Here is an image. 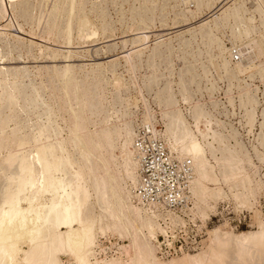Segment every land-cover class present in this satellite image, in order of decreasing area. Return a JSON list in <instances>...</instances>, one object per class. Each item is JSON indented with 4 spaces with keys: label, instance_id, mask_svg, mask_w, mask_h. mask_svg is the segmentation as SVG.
Listing matches in <instances>:
<instances>
[{
    "label": "rangeland",
    "instance_id": "obj_1",
    "mask_svg": "<svg viewBox=\"0 0 264 264\" xmlns=\"http://www.w3.org/2000/svg\"><path fill=\"white\" fill-rule=\"evenodd\" d=\"M28 1H30L31 4L30 2L28 3ZM53 1L49 0L46 2L45 0H23V1L22 0H10V1L0 0V8H1L0 9V75H2V73H5L6 78H7V79L5 78V80L3 79L0 80V86L2 85L0 87V121L3 122L5 126L4 129L0 130V138L3 135H6L7 133L8 134L11 133V139L14 141L17 139H24V140L31 141L33 144V148L27 147V144H26V146L22 149L13 148V149L6 150L0 153V158H1L0 159V175L2 176V177L0 176V184L3 182L2 184L5 185L6 187V185L10 182V180L16 181V176H17L16 174L19 172L17 159L20 157L23 151H27V149H29L31 152L34 153L35 152L34 145H38V147H42L44 144L45 145L47 144L55 145L56 143H58V141L59 142L61 140L63 141L67 137L66 135H68V132H67L68 130L67 129L65 130L64 128L65 127L67 128V125H68L67 121L69 117H68V113L64 110L63 103L66 102V100L68 99H70V103L72 104H74V101L72 97H69L68 99L65 98L63 100L58 99L61 95V91L59 88L61 84L59 83V81L57 82V79L55 78L54 68L56 67L54 65H56L57 66L56 69L59 70L60 67L64 66V64L65 65L71 64V65H74V66H71V65L69 66H71L74 70V73H75L74 75L76 79L75 82H77L79 86H81L82 84L84 85V86L83 85L81 86L80 90L83 96L82 97L83 107L81 108V110L82 112H84L83 114L85 116L84 122L87 128L86 132L87 130L88 132L90 131L95 132L97 129L99 130V128L100 129L102 128L104 129V131H107L108 128L114 129L116 126V128L113 131L115 133V130L117 129V131L120 132V135L119 136L116 134L113 135L111 143L114 144L115 147L119 148L124 141L123 133H124L125 125H127L128 129L132 128L131 133H132V138H133L134 133H135V128L137 127V123H139V121L141 120L142 122L144 121L146 123L151 124L153 128L156 129L157 134L165 140V143H166V146L169 152L175 153L178 158L187 161L188 159L184 157V153L181 148H177L176 151H174L171 148L174 142V139L172 138V141H173L172 142L170 132L169 131L166 132L167 120L161 119L162 112H164V110H167V111L170 110V114L172 113L173 117H176L177 115H179L181 119L183 118V122L184 123L186 122V125L190 129L192 134L196 136L197 138H200L199 140H201L203 144L207 145L209 142H212L213 148L211 146L210 147L206 146V148L208 149H206L207 153L205 152V155L207 154L206 158L208 159V163L210 164L211 168L209 167L208 169V171L210 170V172L207 174L208 175L207 178H205V180L204 179L201 180L202 186H203L202 189H204L205 187H209V188L220 187L222 189L223 196L222 197L220 196L217 199L212 198L210 200L208 197V199L206 198L205 200H203L201 193H199L198 196L197 195L194 196L190 192L192 207L189 209V211L192 208H193L192 209L193 212L195 210L194 213H192V211L190 212L192 213V218H194L196 221H194L195 225H192L191 223L185 224V230L187 232L186 240L188 241V243H186L185 241L181 248L176 246L180 243V241L177 239L175 241L176 245H174L172 241L170 240V237L168 238V242L163 243L159 239V237L157 240L156 236H158L159 234H163V233L165 234L167 232V229L169 228V225H175L179 222H182L183 221L182 217H179V215H177L178 217L176 218V221L174 224H170L169 222V220L171 221L173 218L171 214L168 215L169 220L165 216H161L158 219L157 223L159 227L163 229V232L161 233L160 231H158L152 240H153L154 245L157 247V254L161 261L169 262L170 258L172 257L182 256L183 254L197 253L198 251H200V249L203 246H205V244H207V240L209 237V234H208L209 231L217 227H220L226 230L231 229L234 232L258 230L259 222L264 221V143H263L264 142V135H263L264 129L261 128V122L264 120V113H261L264 110L263 108L264 107V76L261 77L258 72L260 67L264 68L263 67L264 66V15L262 13L260 14L258 10L256 11V8H255L257 7L256 0H224V1L222 0H143L144 2H142V0H130V1L123 0V3H122V0H77V3H78L76 4L77 12L80 13L81 11L82 12L84 11L83 13L90 17L92 21L91 25L93 24L94 27L91 26L92 28L91 27L89 28L90 33L92 35L90 34V37L85 38L83 40L82 38L79 37L81 34H79L80 32L78 33L77 31L76 22L73 21V23L71 24L72 25L71 27L73 28L71 32V43L67 45L63 43L64 41H63L62 32H64L63 30H65L66 24H67V21H65L63 16L59 17L57 20V23L54 25H53V21L49 19L43 20V19L38 18V16L40 17L42 14H44V12L47 9L46 6L48 7L52 5ZM84 1H86V3ZM36 2L38 5H36ZM17 3H18V7L20 10H18L17 8ZM206 3L209 5L207 6ZM234 3H236L237 6L238 4L240 5V8H241L240 12L242 13L241 14L239 12L240 19L239 17L235 18L231 16L224 18L223 13L226 11V8L228 6H232ZM3 4H4V7H3ZM21 4H23L24 6L22 5L21 7L20 6ZM130 5L133 6L134 10L132 9V6ZM90 6H92L93 9ZM143 6H144V10H142ZM95 7L96 8L98 7L97 10L96 9L94 10ZM26 8H27V11H26ZM137 8H139V10ZM140 8H141V11H140ZM129 9H130V12H128ZM9 11L11 12V14ZM25 12H28V13L24 14ZM139 13L141 15H139ZM27 14H29L31 18L28 17ZM143 14H144V17H143ZM121 17H124V18L122 19ZM250 17L251 18L253 17V18L251 19ZM31 19L32 21H30ZM36 21H38L37 22L38 24L36 23ZM101 21H103L102 24H101ZM213 22L215 25L213 24ZM49 24L50 25L52 24V27ZM239 26L241 28H239ZM49 27L52 29H50ZM46 28L49 30L48 32H50L49 33L50 36H48V32H46L47 30ZM94 28L95 29L97 28V30H95ZM243 28H247L249 30V34L239 37L238 31H241L240 29H243ZM56 29L58 30V32ZM200 29H202V31ZM30 31L32 34L30 33ZM203 32L205 34H203ZM59 36L60 38H58ZM77 37L80 38V42H79V38L77 40ZM182 40L184 42H182ZM210 40L214 42L215 44L210 43ZM81 41H84V43L83 42L81 43ZM255 42H257L256 43L257 45L255 44ZM163 43H164V46H163ZM182 43L184 44L182 45ZM185 43H189V44H185ZM210 45L211 47H209ZM221 47L224 49V52H221ZM153 49L156 50L155 51L156 53L152 51ZM68 50H70V53ZM170 51L172 54L170 53ZM48 52L50 54H48ZM54 52L57 54L56 55L57 58L56 57L52 59L49 58L51 57V54ZM68 53H69V57H64V56H67ZM150 54H152L151 55L152 57L150 56ZM157 54L160 56L158 57ZM148 55L150 58H148ZM234 55H237L238 58H236V56L234 57ZM169 56L171 59L168 58ZM182 56L185 58V60ZM151 59L153 60V62ZM168 60L169 61L171 60V61L169 62ZM223 60L227 61L226 63L227 67H225L226 69L224 71H223L224 67L223 68L219 67V66H222L221 63L223 62ZM148 62L149 63L152 62L153 64L152 63L149 64ZM154 64H156L158 68L160 69H156L157 66ZM164 64H167L168 66ZM236 64H239L241 72H237L235 70ZM187 66L188 68L190 66L191 67L188 69ZM23 68L26 69L25 72H23L24 71ZM179 68L181 72L179 71ZM90 69L91 71H89ZM100 69L104 70L105 72L102 71L101 73ZM108 69L111 71H108ZM18 70L20 71L22 70V71L20 72ZM158 70L162 72L160 73L158 72ZM189 70H193V72L191 71L189 72ZM34 73L36 75H34ZM157 73L160 75H158ZM249 73L252 75L251 77ZM25 74H26V77H25ZM153 74H155V78H153L154 77ZM190 74L193 76H191ZM48 75L50 77H48ZM157 75L159 76L158 79H157ZM114 76H117V78H119L118 79V81L120 80L119 82L123 81L122 82L123 86L118 83L119 87L115 88L117 84L115 80L116 77L114 78ZM200 76L201 78H199ZM108 77L111 79V81ZM98 78L100 79V81ZM82 79L83 80L85 79L83 83H81ZM105 79L107 80L106 82H105ZM5 81L7 82V84ZM33 81H35V83H33ZM154 81L155 82L157 81L156 83L158 85H155ZM211 81H213L214 83ZM54 82L57 85L56 84L53 85ZM97 82H99L100 85L99 84L97 85ZM180 82L181 83L183 82L184 84L183 83L181 84ZM237 82L239 84H237ZM23 84L25 86H23ZM246 84L248 85V87L246 86ZM34 85L35 87H33ZM104 85L105 87H103ZM169 85L171 86L170 88H169ZM212 85L213 86L215 85V86L212 87ZM22 86L24 89L20 88ZM44 86H47V89L44 88ZM208 86H210V88ZM27 87H28L29 92L27 89H25ZM31 88L33 89L34 93H32L33 91ZM37 88L40 90H38ZM206 88L208 89L207 90L208 92L206 91ZM228 88L229 90H227ZM22 90L24 91L22 92ZM37 90L39 94H36ZM72 90L73 89H71L70 93H72ZM85 90L88 95L85 94ZM243 90L245 92L247 90V92H250V94L252 93L251 94L252 97L255 95L254 97L256 98L253 97L252 99L253 100L255 99L254 101L257 100V103L256 102L254 103V101H252L251 103H245L241 101L239 99V95L241 93H243L244 95L245 92ZM19 92H20V97L16 99V95H18ZM89 93H91V95ZM93 93H96V94L98 93V94L96 95ZM166 93L167 95H165ZM168 93L170 94V97ZM115 95H118V96H115ZM162 95L164 98L162 97ZM40 96L42 98H40ZM85 96L87 98H85ZM172 96H175V97H172ZM54 97L58 99L59 106L58 108L55 106L54 110L56 111V113L52 111L51 112L52 115H50L51 113L48 112L49 109L47 108V104L53 101ZM165 97H167L168 100H166L167 98ZM15 99L18 101V103L21 102L19 103L20 112H18L20 118L17 119L15 122L14 121L8 122L10 112L13 110L14 104L16 103ZM40 99L42 103L40 102ZM92 101H95V102H92ZM96 101L98 102L100 101L99 103L101 105ZM160 102L164 103L165 106L162 103L160 104ZM210 103H213V106ZM37 104L38 105L41 104V105L38 106ZM200 107H204V108H201L203 111L200 109ZM98 108L99 109L101 108L100 109L101 111ZM199 109L201 112H203V114L202 113L199 114L198 112ZM249 109H250V112H249ZM1 110L3 111L1 112ZM194 112L196 113V115ZM103 115H104V118H103ZM32 117L34 120L32 119ZM48 118L50 119L48 120ZM196 118L197 120H195ZM24 119H27V120L24 121ZM128 119L130 120V122H128ZM20 120L21 121L23 120L22 123ZM38 120L41 122H39ZM248 120L251 122L249 123ZM97 122H98V126H97ZM121 122L124 123V125ZM45 123H47L48 125ZM89 123H91V125H89ZM128 124L131 126H129ZM24 126H26L27 128ZM41 126L42 127L46 126L48 130L47 129L44 130L41 135L42 138L40 137L39 142L35 143L34 139L32 138L37 136V130L39 127L41 128ZM53 129L56 130V133H54L55 130ZM212 130L214 134L216 133V131L219 132V133H216L217 136L224 135V140L219 141V143L217 141H211V138H213V136L211 137L213 132H210V131ZM228 130L229 131L231 130L230 133ZM59 131H63V132H59ZM201 131L202 133H204L203 135ZM200 134L204 137L202 136H201L202 138L199 137ZM233 135H234V138H233ZM225 137L227 138V140ZM204 138L206 139L208 143L205 141ZM262 138H263V141H261ZM55 140H58V141H55ZM51 141L52 143H50ZM234 142L235 144L238 142L237 145H235ZM215 143H216L217 148L215 147ZM260 143H263V145ZM238 146H242V147L239 148ZM225 147L228 149L226 150ZM69 149H68L69 152L72 155H74L75 154L74 150L72 148H69ZM229 149L234 150V151H230ZM209 150L211 152H209ZM226 152L228 154L232 152L231 156L234 155L231 157V164L229 167L224 164H220V163H223V160H224L223 158L224 157L226 158V156H228ZM211 154L214 155V158ZM236 154H237V157H236ZM76 156H77V153L73 156V158H75L76 160V161L74 160L75 163L73 164V168L75 170H79L80 168L79 162H77ZM13 157L14 158L17 157V158L13 159ZM239 159L241 160V162L238 161ZM121 160L122 159H120L119 155H116L110 161L111 169L115 173L116 176L119 175L118 163ZM236 161L240 162L241 164L237 163ZM135 162L137 163L136 155H135ZM234 162L236 163L234 164ZM4 164H6L5 167H4ZM189 165L192 170L190 161H189ZM216 165H219V166H216ZM220 165H222V167H220ZM234 166L237 169V171L234 170L235 169ZM11 168L12 169L15 168L13 169L14 172ZM16 170L17 172H15ZM47 171L51 172V167L47 168ZM68 171L66 170V172ZM222 171L224 172V174ZM229 171L230 172L233 171L231 172L232 174ZM192 173H193L192 175L193 177L195 174L194 172ZM227 173H229V175ZM235 174L236 176H234ZM58 175L61 176V174L59 173ZM224 175H227V178L230 176L229 177L230 179L223 177ZM242 175L247 176V177H243ZM63 176H64V173H63ZM83 178L81 179L82 185L87 186L89 182V177L84 176ZM210 178H212L211 179L212 181H210ZM75 180L76 178H73V179L71 178L70 181L72 182L70 181L67 182L66 189H69L70 188L69 186H71L73 183L76 182ZM231 180H232V183L230 182ZM99 181H100V185H102L103 180H99ZM127 183L128 185L131 184L130 181ZM41 185L42 186L48 185V182L47 181L41 182ZM2 186L0 187L1 188L0 194H1V190H3L4 188V186L3 187ZM135 188L132 189L133 192ZM133 192H131L132 198H133ZM46 193L41 194L42 199L40 198V202L42 201L43 203L48 202L47 200L51 198V194L48 192ZM134 195H136L135 192H134ZM201 202L207 205L205 208L207 210L206 216H204L202 213ZM136 203L139 204V202H136ZM25 206L26 205L23 204V207ZM141 206L144 207V210L147 213L149 212L151 213L152 211H154V209L152 208L148 209L146 205H141ZM198 209H199V213H198ZM99 211H100L99 207L96 205L95 209H93V212H95L93 214L96 216V214H98ZM166 211L168 210H164V212ZM108 214L109 212L105 213L106 216H104V219H102L101 222L97 224L96 229H95V237L97 241L95 240L94 248L96 250L95 254H97L96 257L99 261L100 260H115V259H120V257L122 259H126L127 258L126 254L129 255L131 251L130 249L128 250L126 249L128 252L125 253L122 247L123 245L129 244L127 243L129 242V239L124 235L121 236L117 225L110 226L109 228L106 227L107 226L106 224L111 221V219L107 217ZM159 216L160 215L157 214L156 219ZM160 219L167 221L165 225L160 223ZM104 221L106 224L103 223ZM102 226H103V229L105 228V230L103 231L101 230ZM111 228L115 230L113 231L112 229L113 231L112 232ZM196 228L201 229V231H197ZM193 236H196L197 239L196 237L194 239ZM198 240L199 242H197ZM158 241L161 242L160 249H162V253L160 252ZM23 247L24 249H27L25 245ZM165 250H170L171 254H165L164 253ZM66 254L67 253H59L58 255L59 259L63 260L62 261L63 264L67 263L68 261L67 259H71L70 256Z\"/></svg>",
    "mask_w": 264,
    "mask_h": 264
},
{
    "label": "bare ground",
    "instance_id": "obj_2",
    "mask_svg": "<svg viewBox=\"0 0 264 264\" xmlns=\"http://www.w3.org/2000/svg\"><path fill=\"white\" fill-rule=\"evenodd\" d=\"M3 1V0H2ZM5 1V0H4ZM10 1V0H9ZM23 1V0H22ZM46 2L49 0H45ZM53 1V0H52ZM130 1V0H129ZM224 1V0H222ZM12 2V1H11ZM26 2V1H25ZM30 1H28L29 3ZM39 2V1H38ZM80 2V1H79ZM86 3V1H84ZM133 2V1H132ZM139 2V1H138ZM142 2H144L142 0ZM239 2V1H238ZM6 3V2H5ZM13 3V2H12ZM23 3V2H22ZM84 3V5H85ZM123 3V0H122ZM157 3V2H156ZM199 3V2H197ZM217 3V2H216ZM222 3V2H221ZM245 3V2H244ZM257 7L256 11L264 15V0H256ZM26 4V3H25ZM31 4V2H30ZM42 4V3H41ZM76 4L77 0H54L52 2V5L46 6V11L44 14H42L38 18L45 19V20H51L53 21V25L57 23V20L59 17L63 16L65 21H67L66 28L63 30V43L70 44L71 43V32H72V23L73 21L76 22V28L79 34H81L79 37L83 40L85 38L90 37V27H94V25H91V19L88 15L84 14L82 11L80 13L76 10ZM121 4V2H120ZM132 4V3H131ZM134 4V3H133ZM141 4V2H140ZM147 4V3H146ZM153 4V3H152ZM207 4V3H206ZM220 4V3H219ZM6 5V4H5ZM13 5V4H12ZM11 5V6H12ZM23 4L20 6L22 7ZM36 5L37 2H36ZM44 5V4H43ZM94 5V4H93ZM144 5V4H143ZM155 5V4H154ZM200 5V4H199ZM209 4H207L208 6ZM24 6V5H23ZM29 6V5H28ZM100 6V5H99ZM132 6V5H130ZM145 6V5H144ZM144 6L143 9L144 10ZM4 7V4H3ZM20 7V8H21ZM80 7V6H79ZM83 7V5H82ZM92 7V6H90ZM89 7V8H90ZM142 7V5H141ZM146 7V6H145ZM155 7V6H154ZM219 7V6H218ZM244 7V6H243ZM7 8V7H6ZM14 8V7H13ZM18 10V3H17ZM28 8V7H27ZM26 8V11H27ZM41 8V7H40ZM98 8V7H97ZM97 8L95 7L94 10ZM130 8V7H129ZM149 8V7H148ZM1 9V8H0ZM37 9V7H36ZM35 9V10H36ZM78 9V8H77ZM81 9V8H80ZM83 9V8H82ZM93 9V7H92ZM131 9V8H130ZM130 9L128 12H130ZM132 9L134 10L133 6ZM139 10V8H137ZM136 9V10H137ZM150 9V8H149ZM153 9V8H152ZM213 9V8H212ZM217 9V8H215ZM240 5H236L234 3L232 6H228L226 8V11L223 13L224 18H227L229 16L235 17L240 19ZM6 10V9H5ZM14 10V9H13ZM23 10V9H22ZM31 10V9H30ZM88 10V9H87ZM3 11V9H2ZM92 11V10H90ZM126 11V10H125ZM141 11V8H140ZM214 11V10H213ZM10 12V11H9ZM16 12V11H15ZM23 12V11H22ZM36 12V11H35ZM38 12V11H37ZM40 12V11H39ZM100 12V11H99ZM144 12V11H143ZM14 13V11H13ZM28 12H25L26 14ZM31 13V12H30ZM97 13V12H96ZM123 13V12H122ZM241 13V12H240ZM11 14V12H10ZM19 14V13H18ZM23 14V13H22ZM95 14V13H94ZM102 14V12H101ZM105 14V13H104ZM150 14V13H149ZM217 14V13H216ZM221 14V13H220ZM242 14V13H241ZM28 17L29 14H27ZM32 15V14H31ZM90 15V14H89ZM122 15V14H121ZM135 15V14H133ZM139 15H141L139 13ZM209 15V14H208ZM2 16V15H1ZM23 16V15H21ZM19 16V17H21ZM99 16V15H98ZM214 16V15H213ZM243 16V15H242ZM109 17V16H108ZM134 17V16H133ZM144 17V14H143ZM11 18V16H10ZM31 18V17H30ZM37 18V19H38ZM103 18V17H102ZM122 19L124 17H121ZM127 18V17H126ZM140 18V16H139ZM208 18V16H207ZM251 18V17H250ZM253 18V17H252ZM251 18V19H252ZM22 19V18H21ZM36 19V18H35ZM95 19V18H93ZM99 19V18H98ZM120 19V18H119ZM121 19V20H122ZM147 19V17H146ZM145 19V20H146ZM150 19V18H149ZM219 19V18H218ZM261 19V18H260ZM23 20V19H22ZM134 20V19H133ZM208 20V19H207ZM234 20V19H233ZM237 20V19H235ZM245 20V19H244ZM248 20V19H247ZM262 20V19H261ZM4 21V20H3ZM32 21V19L30 20ZM63 21V20H62ZM96 21V20H95ZM99 21V20H97ZM143 21V20H142ZM209 21V20H208ZM218 21V20H217ZM227 21V20H226ZM240 21V20H239ZM246 21V20H245ZM8 22V21H7ZM38 21H36L37 23ZM94 22V21H93ZM103 21H101L102 24ZM106 22V21H105ZM205 22V21H204ZM244 22V21H242ZM48 23V22H47ZM108 23V22H107ZM203 23V22H202ZM225 23V22H224ZM239 23V22H238ZM247 23V22H246ZM10 24V23H9ZM38 24V23H37ZM59 24V23H58ZM75 24V23H74ZM146 24V23H145ZM214 24V22H213ZM223 24V23H222ZM249 24V22H248ZM20 25V24H19ZM50 25V24H49ZM107 25V24H106ZM104 25V26H106ZM109 25V24H108ZM144 25V24H143ZM215 25V24H214ZM213 25V26H214ZM9 26V25H8ZM48 26V25H47ZM46 26V27H47ZM52 27V24L50 25ZM74 26V25H73ZM103 26V25H101ZM217 26V25H216ZM244 26V25H243ZM247 26V25H246ZM249 26V25H248ZM60 27V26H59ZM91 27V28H92ZM50 28V27H49ZM55 28V26H54ZM57 28V27H56ZM64 28V27H63ZM207 28V27H206ZM239 28H241L239 26ZM253 28V26H252ZM45 29V28H44ZM47 29V28H46ZM52 29V28H50ZM95 29V28H94ZM100 29V28H99ZM203 29V28H202ZM202 29H200L202 31ZM54 30V29H53ZM57 30V29H56ZM97 30V28L95 29ZM94 30V31H95ZM239 30V29H238ZM241 31H238V36L242 37L249 34V30L247 28L240 29ZM49 30L47 29L46 32ZM61 31V30H59ZM93 31V32H94ZM198 31V30H197ZM200 31V32H201ZM58 32V30H57ZM206 32V30H205ZM31 33V31H30ZM45 33V32H44ZM50 32H48V36ZM98 33V32H97ZM208 33V32H207ZM32 34V33H31ZM54 34V33H53ZM57 34V33H56ZM77 34V33H76ZM198 34V33H197ZM203 34H205L203 32ZM92 35V34H91ZM211 35V34H209ZM62 36V35H61ZM78 36V35H76ZM94 36V34H93ZM205 36V35H204ZM208 36V35H207ZM46 37V36H45ZM57 37V36H56ZM73 37V36H72ZM77 37V40L78 38ZM196 37V36H195ZM200 37V36H199ZM249 37V36H248ZM60 38V36L58 37ZM57 38V39H58ZM62 38V37H61ZM79 38V42H80ZM144 38V37H143ZM179 38V37H178ZM201 38V37H200ZM52 39V37H51ZM55 39V38H54ZM75 40V39H74ZM60 41V40H59ZM141 41V40H140ZM205 41V40H204ZM209 41V40H208ZM84 43V41H81V43ZM182 42H184L182 40ZM206 42V41H205ZM217 42V41H216ZM125 43V42H124ZM210 43H214L210 40ZM253 43V41H252ZM257 42H255L256 44ZM184 43H182L183 45ZM189 44V43H185ZM215 44V43H214ZM250 44V43H249ZM159 45V44H158ZM157 45V46H158ZM162 45V44H161ZM257 45V44H256ZM156 46V47H157ZM160 46V45H159ZM164 46V43H163ZM188 46V45H187ZM249 46V45H248ZM263 46V44H262ZM155 47V46H154ZM211 47V45L209 46ZM162 48V47H161ZM168 48V47H167ZM156 49V48H155ZM153 49L152 51H156ZM160 49V48H159ZM262 49V48H261ZM53 50V49H52ZM166 50V48H165ZM164 50V51H165ZM211 50V49H210ZM230 50V49H229ZM228 50V51H229ZM56 51V50H54ZM70 53V50H68ZM163 51V53H164ZM226 51V50H225ZM28 52V51H27ZM158 52V50H157ZM161 52V51H160ZM221 52H224V49L221 47ZM44 53V51H43ZM63 53V52H62ZM67 53V52H66ZM69 53L67 56L69 57ZM150 53V52H149ZM152 53V52H151ZM156 53V52H155ZM162 53V54H163ZM171 53V51H170ZM260 53V52H258ZM20 54V53H19ZM48 54H50L48 52ZM161 54V53H160ZM168 54V53H167ZM172 54V53H171ZM225 54V53H224ZM33 55V54H32ZM31 55V56H32ZM56 53H52L51 57L49 58H55ZM74 55V54H73ZM152 54H150L151 56ZM154 55V54H153ZM158 55V54H157ZM156 55V56H157ZM219 55V54H218ZM250 55V54H249ZM256 55V54H255ZM20 56V55H18ZM40 56V55H39ZM61 56V55H60ZM127 56V55H125ZM160 55H158L159 57ZM238 58L237 55H234V57ZM152 57V56H151ZM164 57V56H163ZM162 57V58H163ZM167 57V56H166ZM181 57V56H180ZM183 57V56H182ZM225 57V56H224ZM57 58V57H56ZM148 58L149 55H148ZM161 58V57H160ZM165 58V57H164ZM170 58V56L168 57ZM166 58V59H168ZM184 58V57H183ZM209 58V56H208ZM211 58V57H210ZM128 59V58H126ZM171 59V58H170ZM214 59V58H213ZM223 59V58H222ZM65 60V59H64ZM67 60V59H66ZM113 60V59H112ZM152 60V59H151ZM149 60V61H151ZM164 60V59H163ZM185 60V58H184ZM218 60V59H217ZM118 61V60H117ZM116 61V62H117ZM169 61V60H168ZM171 61V60H170ZM169 61V62H170ZM115 62V63H116ZM128 62V60H127ZM153 62V60H152ZM150 62V63H152ZM157 62V61H156ZM149 63V62H148ZM149 63V64H150ZM187 63V62H186ZM185 63V64H186ZM189 63V61H188ZM227 61L223 60L221 63L222 66H219L220 68H223V71L226 69ZM147 64V63H146ZM153 64V63H152ZM151 64V65H152ZM71 65V64H69ZM65 65L60 67V69H56L57 66L54 65L56 68L52 69L55 73V78L57 79V82L61 84L60 91L61 95L58 99H65L72 97L74 104L70 103V99L66 100L64 102V110L68 113V125L67 128L64 129L68 130L67 137L61 142L53 144H47L43 145L42 147H38V145H34L35 152H31L29 149L27 151H23V153L20 155V157L17 159L18 169L19 172L16 174V181L10 180L3 190H1L0 194V264H63L62 259H59L58 255L59 253H67L71 259H67L66 264H264V221L259 222V229L256 231H239L234 232L233 230L229 229H223L220 227L214 228L213 230L209 231V237L207 240V244L203 246L200 251H198L195 254H183L182 256H176L170 258V261L163 262L160 260L157 254V247L153 243V238L157 234L158 231L161 233L163 232V229H161L158 225V219L161 216L167 217L169 220L168 215L171 214L173 216L170 224H174L176 221V218L182 217L183 221L179 222L175 225H169V228L167 229V232L163 235V243L168 242V238L170 237V240L174 245V241L180 237L188 243L186 240L187 232L185 230V224L191 223L192 225H195L194 221H196L194 218H192V213L189 211V209L192 207V201L191 205H187L185 203H180L178 201V198H181L182 195L180 194V190H175L174 192L177 193L179 196L171 197H164V201H157V195L159 193H162L163 196H165L168 192L172 191L173 188H175V185L178 187H182L183 181L176 182L175 174H163L156 172V167L161 165L160 161L152 160L151 164L149 166H153L151 169V173L153 175L157 176L156 180H152L153 182L157 181V187L159 189L160 185H164L161 183L162 178H164L165 182L168 183V187L162 186L160 188V192H157L158 190H155L153 186H144L146 194L140 190L138 191L139 184H141V179L145 177L148 178V174H139V166L143 162L140 159V155L142 154L143 150H137L136 144H135V136L138 134V130L140 129V125H147L150 129V132H156V129L153 128V126L149 123L142 122L141 120L139 123H137V127L135 128L134 137L132 138L131 129L129 130L127 128V125H125L124 129V141L122 145L118 148L115 147L114 144L111 143L113 135H120V132L115 130L113 128H108L107 131H104V129H97L95 132H86V124L84 122V112H82L81 108L83 107V100H82V94H81V86L78 85L77 82H75V73L71 66L74 65ZM110 65V64H109ZM115 65V64H113ZM156 65V64H154ZM161 65V64H160ZM168 66L167 64H164ZM163 65V66H164ZM229 65V64H228ZM252 65V64H251ZM96 66V65H95ZM157 66V65H156ZM154 66V67H156ZM183 66V65H182ZM181 66V67H182ZM204 66V65H203ZM202 66V67H203ZM254 66V65H253ZM107 67V66H106ZM111 67V66H110ZM109 67V68H110ZM115 67V66H114ZM160 67V66H159ZM171 67V66H170ZM169 67V68H170ZM191 67V66H190ZM189 67V68H190ZM230 67V66H229ZM251 67V66H250ZM264 67V66H263ZM4 68V67H3ZM53 68V67H52ZM77 68V67H76ZM98 68V67H97ZM104 68V67H102ZM183 68V67H182ZM188 68V66H187ZM188 68V69H189ZM201 68V67H200ZM255 68V67H254ZM257 68V67H256ZM2 69V68H1ZM5 69V68H4ZM22 69V68H21ZM24 69V68H23ZM36 69V68H35ZM106 69V68H104ZM112 69V68H111ZM116 69V68H115ZM156 69H160L157 68ZM230 69V68H229ZM7 70V69H6ZM50 70V69H49ZM101 70V73L102 69ZM99 70V71H100ZM155 70V69H154ZM173 70V69H172ZM202 70V69H201ZM208 70V69H207ZM235 70L237 72H241V69L239 67V64H236ZM247 70V69H246ZM255 70V69H254ZM258 70V69H257ZM256 70V71H257ZM15 71V70H14ZM20 71V70H18ZM22 71V70H21ZM20 71V72H21ZM26 69H24L23 72H25ZM41 71V70H40ZM39 71V72H40ZM51 71V70H50ZM49 71V72H50ZM91 71V69L89 70ZM96 71V70H95ZM108 71H111L108 69ZM115 71V70H114ZM180 71V68H179ZM184 71V70H183ZM193 72V70H189V72ZM203 71V70H202ZM232 71V69H231ZM248 71V70H247ZM4 72V71H3ZM28 72V71H27ZM93 72V71H92ZM105 72V71H104ZM103 72V73H104ZM158 72H160L158 70ZM162 72V71H161ZM160 72V73H161ZM171 72V71H170ZM181 72V71H180ZM244 72V71H243ZM259 75L262 77L264 76V68H259ZM2 73V72H1ZM8 73V71H7ZM17 73V72H16ZM45 73V72H44ZM108 73V72H107ZM154 73V72H153ZM156 73V72H155ZM184 73V72H183ZM182 73V74H183ZM202 73V72H201ZM206 73V72H205ZM203 73V74H205ZM224 73V72H223ZM222 73V74H223ZM231 73V72H230ZM229 73V74H230ZM11 74V73H10ZM24 74V73H23ZM86 74V73H85ZM91 74V73H90ZM95 74V73H94ZM112 74V73H111ZM158 74V73H157ZM195 74V73H194ZM207 74V73H206ZM242 74V73H241ZM250 74V73H249ZM9 75V74H7ZM18 75V74H17ZM34 75H36L34 73ZM88 75V74H87ZM97 75V73H96ZM120 75V74H119ZM151 75V73H150ZM149 75V76H150ZM160 75V74H158ZM157 75V79L158 76ZM188 75V74H187ZM191 75V74H190ZM198 75V74H197ZM232 75V74H231ZM19 76V75H18ZM95 76V75H94ZM113 76V75H112ZM153 78H155V74H153ZM164 76V75H162ZM193 76V75H191ZM195 76V75H194ZM226 76V74H225ZM229 76V75H228ZM227 76V77H228ZM235 76V75H234ZM239 76V75H238ZM252 75L250 74V77ZM259 76V78H260ZM8 77V76H7ZM26 77V74H25ZM36 77V76H35ZM47 77V76H46ZM48 77H50L48 75ZM117 78V76H114V78ZM161 77V76H160ZM180 77V76H179ZM224 77V76H223ZM226 77V78H227ZM237 77V76H236ZM6 74L2 73L0 75V80H5ZM19 78V77H18ZM43 78V77H42ZM93 78V76H92ZM96 78V77H95ZM109 78V77H108ZM116 80V87H119L118 83L122 85V82H119L117 78ZM151 78V79H153ZM184 78V77H183ZM187 78V77H186ZM195 78V77H194ZM201 78V76L199 77ZM7 79V78H6ZM99 79V78H98ZM110 79V78H109ZM123 79V78H122ZM230 79V78H229ZM236 79V78H235ZM23 80V79H22ZM34 80V79H33ZM80 80V79H79ZM85 80V79H84ZM82 79V82L84 81ZM102 80V79H101ZM113 80V79H112ZM180 80V79H179ZM186 80V79H184ZM234 80V79H233ZM232 80V81H233ZM24 81V80H23ZM22 81V82H23ZM41 81V80H40ZM39 81V82H40ZM54 81V80H52ZM56 81V80H55ZM100 81V79H99ZM107 80L105 79V82ZM111 81V79H110ZM192 81V80H191ZM195 81V80H194ZM193 81V83H194ZM199 81V80H198ZM230 81V80H229ZM6 82V81H5ZM14 82V81H13ZM31 82V81H30ZM37 82V81H36ZM43 82V81H42ZM46 82V81H45ZM103 82V83H105ZM155 82V81H154ZM157 82V81H156ZM155 82V85H158ZM179 82V81H178ZM213 82V81H211ZM228 82V81H227ZM239 82V81H238ZM237 82V84H239ZM35 83V81H33ZM41 83V82H40ZM49 83V82H48ZM47 83V84H48ZM53 83V82H52ZM80 83V81H79ZM86 83V81H85ZM84 83V84H85ZM102 83V82H101ZM115 83V81H114ZM181 83V82H180ZM183 83V82H182ZM181 83V84H182ZM186 83V81H185ZM188 83V82H187ZM214 83V82H213ZM211 83V84H213ZM230 83V82H229ZM235 83V82H234ZM3 84V83H2ZM7 84V82H6ZM9 84V83H8ZM16 84V83H15ZM21 84V83H20ZM19 84V85H20ZM46 84V85H47ZM56 83L54 82L53 85ZM89 84V83H88ZM96 84V83H95ZM100 85L99 82H97V85ZM124 84V83H123ZM179 84V83H177ZM184 84V83H183ZM189 84V83H188ZM192 84V83H191ZM199 84V83H198ZM210 84V83H209ZM232 84V83H231ZM52 85V87H53ZM57 85V84H56ZM197 85V84H196ZM200 85V84H199ZM230 85V84H229ZM2 86V85H1ZM0 86V87H1ZM18 86V85H16ZM23 86H25L23 84ZM20 87V88H23ZM38 86V85H37ZM36 86V87H37ZM43 86V85H42ZM84 86V85H83ZM102 86V85H101ZM100 86V87H101ZM123 86V85H122ZM215 86V85H214ZM212 85V87H214ZM236 86V85H235ZM248 87V85L246 84ZM5 87V86H4ZM29 87V86H28ZM28 87L25 88L28 90ZM31 87V86H30ZM35 87V85L33 86ZM32 87V88H33ZM51 87V88H52ZM89 87V86H88ZM91 87V86H90ZM96 87V86H95ZM98 87V86H97ZM105 87V85L103 86ZM171 86L169 85V88ZM187 87V86H185ZM189 87V86H188ZM206 87V86H205ZM210 88V86H208ZM8 88V87H7ZM31 88V89H32ZM44 88L47 89V86H44ZM50 88V89H51ZM58 88V89H59ZM86 88V87H85ZM182 88V87H181ZM200 88V87H199ZM240 88V87H239ZM6 89V88H5ZM24 89V88H23ZM38 89V88H37ZM55 89V88H54ZM72 90V93L70 91ZM88 89V88H87ZM119 89V88H118ZM117 89V90H118ZM168 89V87H167ZM212 89V88H211ZM214 89V88H213ZM40 90V89H38ZM38 90L36 94L38 93ZM57 90V89H56ZM54 90V91H56ZM95 90V89H93ZM116 90V91H117ZM181 90V89H180ZM201 90V89H199ZM208 89L206 88V91ZM229 90V88L227 89ZM24 90H22L23 92ZM31 91V90H30ZM33 91V89H32ZM84 91V90H83ZM88 91V90H87ZM213 91V90H212ZM244 91V90H243ZM250 91V90H249ZM15 92V91H14ZM29 92V90H28ZM97 92V91H96ZM101 92V91H100ZM118 92V91H117ZM162 92V91H161ZM182 92V91H181ZM184 92V90H183ZM208 92V91H207ZM210 92V91H209ZM227 92V91H226ZM245 92V91H244ZM34 93V91L32 92ZM42 93V92H41ZM53 93V92H52ZM51 93V94H52ZM56 93V92H55ZM59 93V92H58ZM159 93V92H158ZM187 93V91H186ZM190 93V92H189ZM22 94V93H21ZM24 94V93H23ZM30 94V93H29ZM28 94V95H29ZM35 94V95H36ZM50 94V93H49ZM57 94V93H56ZM85 94L86 90H85ZM84 94V95H85ZM91 95V93H89ZM96 94V93H93ZM98 94V93H97ZM96 94V95H97ZM120 94V93H119ZM169 94V93H168ZM172 94V93H171ZM176 94V93H175ZM182 94V93H181ZM211 94V93H209ZM242 94V95H241ZM239 95V99L245 103H251L254 101L252 98V93L246 92L241 93ZM13 95V94H12ZM27 95V96H28ZM33 95V94H32ZM42 95V94H41ZM71 95V96H70ZM88 95V94H87ZM86 95V96H87ZM158 95V94H157ZM164 95V94H163ZM162 95V97H163ZM167 95V93L165 94ZM174 95V94H173ZM2 96V95H1ZM54 96V94H53ZM85 96V98H87ZM93 96V95H92ZM100 96V95H99ZM118 96V95H115ZM159 96V95H158ZM192 96V95H191ZM20 97V92L18 95H16V99ZM24 97V96H23ZM31 97V95H30ZM33 97V96H32ZM120 97V96H119ZM170 97V94H169ZM175 97V96H172ZM38 98V97H36ZM40 98H42L40 96ZM52 98V97H51ZM98 98V97H97ZM96 98V100H97ZM115 98V97H114ZM118 98V97H117ZM158 98V97H157ZM161 98V97H160ZM164 98V97H163ZM162 98V99H163ZM167 98V97H165ZM188 98V97H187ZM193 98V97H192ZM256 98V97H254ZM2 99V98H1ZM15 99L16 103L14 104L13 110L10 112L9 121L8 122H15L17 119L20 118L18 112H20L19 108V102ZM33 99V98H32ZM50 99V98H49ZM58 99L54 97V100L51 101L49 104H47V108L49 109L48 112L51 113L54 111V107L56 106L58 108ZM84 99V98H83ZM93 99V98H92ZM170 99V98H169ZM22 100V99H21ZM25 100V99H24ZM28 100V99H27ZM87 100V99H86ZM91 100V99H90ZM121 100V99H119ZM168 100V98L166 99ZM171 100V99H170ZM183 100V99H182ZM211 100V99H210ZM20 101V100H19ZM29 101V100H28ZM31 101V100H30ZM50 101V100H48ZM60 101V100H59ZM158 101V100H157ZM163 101V100H161ZM174 101V100H172ZM198 101V99H197ZM240 101V102H241ZM7 102V101H6ZM41 102V99H40ZM47 102V100H46ZM95 102V101H92ZM98 102V101H96ZM100 102V101H99ZM98 102V103H99ZM114 102V101H113ZM176 102V101H174ZM196 102V101H195ZM210 102V101H209ZM212 102V101H211ZM215 102V101H214ZM257 103V100L254 101V103ZM13 103V102H12ZM11 103V104H12ZM25 103V102H24ZM42 103V102H41ZM97 103V104H98ZM162 102H160L161 104ZM168 103V102H167ZM170 103V102H169ZM200 103V102H199ZM204 103V102H202ZM253 103V104H254ZM23 104V103H22ZM29 104V102H28ZM100 104V103H99ZM164 104V103H162ZM174 104V103H173ZM196 104V103H194ZM213 106V103H210ZM38 105V104H37ZM41 105V104H40ZM38 105V106H40ZM101 105V104H100ZM171 105V104H170ZM198 105V104H197ZM201 105V104H199ZM204 105V104H203ZM202 105V106H203ZM207 105V103H206ZM215 105V103H214ZM13 106V105H12ZM22 106V105H21ZM27 106V105H26ZM25 106V107H26ZM89 106V104H88ZM165 106V104H164ZM163 106V108H164ZM167 106V105H166ZM195 106V105H194ZM251 106V105H250ZM3 107V106H2ZM31 107V106H30ZM46 107V106H44ZM43 107V108H44ZM101 107V106H100ZM170 107V106H169ZM252 107V106H251ZM90 108V107H89ZM88 108V109H89ZM96 108V107H95ZM204 108V107H200ZM264 108V107H263ZM3 109V108H1ZM27 109V108H26ZM93 109V108H92ZM99 109V108H98ZM101 109V108H100ZM99 109V110H100ZM103 109V108H102ZM196 109V108H195ZM199 109V114H203ZM47 110V109H46ZM97 110V109H96ZM176 110V109H175ZM202 110V109H201ZM207 110V109H206ZM3 110H1L2 112ZM28 111V110H27ZM90 111V110H89ZM92 111V110H91ZM101 111V110H100ZM174 111V110H173ZM203 111V110H202ZM44 112V111H43ZM60 112V111H59ZM58 112V113H59ZM190 112V111H189ZM250 112V109H249ZM253 112V111H252ZM251 112V113H252ZM45 113V112H44ZM62 113V112H61ZM103 113V112H102ZM192 113V112H191ZM190 113V114H191ZM195 113V112H194ZM193 113V114H194ZM208 113V112H207ZM254 113V112H253ZM264 113V110L261 112ZM90 114V113H89ZM123 114V113H122ZM121 114V115H122ZM174 114V113H173ZM177 114V113H176ZM179 114V113H178ZM198 114V113H197ZM250 114V113H249ZM3 115V114H1ZM41 115V114H39ZM52 115V113L50 114ZM88 115V114H87ZM172 113L170 114V110H164L162 112L161 119L167 120V127L166 132L169 131L171 135V141L172 138L174 139V142L172 144V149L174 151L177 150V148H181L184 153V157L188 159V161L191 162L192 170L191 174L188 176V172L185 171L186 179H188V188L192 195L198 196L199 193L202 195V199L205 200L206 198L210 199H217L220 196H223L222 189L220 187L216 188H209L205 187L204 189L202 186L201 180L207 178V174L210 172L208 171L209 167L211 168L210 164L208 163V159L206 158L205 152H206V146L212 147V142H207V145L203 144L200 138H197L192 134L190 129L187 127L186 122H183V118L181 119L179 115L176 117H173ZM196 115V113H195ZM209 115V114H208ZM253 115V114H252ZM261 115V114H260ZM31 116V115H30ZM67 116V115H66ZM124 116V115H123ZM122 116V117H123ZM171 116V117H170ZM251 116V115H250ZM41 117V116H40ZM39 117V118H40ZM49 117V116H48ZM53 117V116H52ZM88 117V116H87ZM86 117V118H87ZM121 117V118H122ZM192 117V116H191ZM196 117V116H195ZM199 117V116H198ZM202 117V116H201ZM23 118V117H22ZM26 118V117H25ZM28 118V117H27ZM30 118V117H29ZM54 118V117H53ZM104 118V115H103ZM102 118V119H103ZM125 118V117H124ZM129 118V117H128ZM194 118V117H193ZM192 118V119H193ZM249 118V117H248ZM263 118V117H262ZM7 119V118H6ZM33 119V117H32ZM37 119V118H36ZM50 118H48L49 120ZM89 119V118H88ZM99 119V118H98ZM101 119V120H102ZM123 119V118H122ZM205 119V118H203ZM27 119H24V121ZM34 120V119H33ZM53 120V119H52ZM197 120V118L195 119ZM252 120V119H250ZM21 121V120H20ZM23 121V120H22ZM21 121V123H22ZM32 121V120H31ZM39 121V120H38ZM56 121V120H55ZM89 121V120H88ZM41 122V121H39ZM91 122V121H90ZM93 122V121H92ZM100 122V120H99ZM128 122L130 120L128 119ZM199 122V121H198ZM250 123L251 121L248 120ZM32 123V122H31ZM52 123V121H51ZM102 123V122H101ZM122 123V122H121ZM20 124V123H19ZM25 124V123H24ZM33 124V123H32ZM42 124V123H41ZM47 124V123H45ZM56 124V123H55ZM100 124V123H99ZM124 125V123H122ZM10 125V124H9ZM14 125V124H13ZM23 125V124H22ZM26 125V124H25ZM30 125V124H29ZM37 125V124H36ZM48 125V124H47ZM46 125V126H47ZM57 125V124H56ZM91 125V123H89ZM93 125V124H92ZM112 125V124H111ZM129 125V124H128ZM219 125V124H218ZM35 126V125H34ZM33 126V127H34ZM46 126H41L37 130V136L33 137L35 143L39 142V138L42 135V132L46 130ZM58 126V125H57ZM98 126V122H97ZM131 126V125H129ZM128 126V127H129ZM7 127V126H6ZM17 127V126H16ZM19 127V126H18ZM26 127V126H24ZM37 127V126H36ZM56 127V126H55ZM53 127V128H55ZM106 127V126H105ZM118 127V126H117ZM5 126L3 122L0 121V130L4 129ZM27 128V127H26ZM32 128V127H31ZM50 128V127H49ZM219 128V126H218ZM261 128L264 129V120L261 122ZM34 129V128H33ZM51 129V128H50ZM49 129V130H50ZM57 129V128H56ZM59 129V128H58ZM8 130V129H7ZM5 130V131H7ZM23 130V129H22ZM31 130V129H30ZM48 130V129H47ZM52 130V129H51ZM55 130V129H53ZM60 130V129H59ZM214 130V129H213ZM210 131V132H213ZM233 130V129H232ZM4 131V132H5ZM26 131V130H25ZM33 131V130H32ZM31 131V132H32ZM229 131V130H228ZM231 131V130H230ZM229 131V133H230ZM10 132V130H9ZM24 132V131H23ZM27 132V131H26ZM58 132V131H57ZM63 132V131H59ZM205 132V131H204ZM233 132V131H232ZM6 133V132H5ZM28 133V132H27ZM49 133V132H48ZM56 133V130L55 132ZM202 133V131H201ZM216 133H219L216 131ZM216 133L211 135L213 138H211V141H219L224 140V135H216ZM227 133V134H229ZM31 134V133H29ZM51 134V133H50ZM62 134V133H61ZM165 134V133H164ZM204 133H202L203 135ZM224 134V133H223ZM226 134V133H225ZM262 134V133H261ZM169 135V133H168ZM197 135V134H196ZM200 134L199 137L202 136ZM264 135V134H263ZM29 136V135H28ZM54 136V135H53ZM56 136V134H55ZM155 137H158L157 134L154 135ZM166 136V135H165ZM232 136V134H231ZM25 137V136H24ZM27 137V136H26ZM58 137V136H57ZM204 137V136H202ZM201 137V138H202ZM210 137V136H209ZM207 137V138H209ZM263 137V136H262ZM17 138V136H16ZM42 138V137H41ZM52 138V137H51ZM226 138V137H225ZM232 138V137H231ZM234 138V135H233ZM62 139V138H60ZM59 139V140H60ZM203 139V140H204ZM213 139V140H212ZM236 139V138H235ZM227 140V138H226ZM234 140V139H233ZM237 140V139H236ZM114 141V140H113ZM263 141V138L262 140ZM54 142V141H53ZM239 142V141H238ZM237 142V143H238ZM52 143V141L50 142ZM55 143V142H54ZM225 143V142H224ZM237 143L234 144L237 145ZM264 143V142H263ZM263 143H260L263 145ZM27 144V147L33 148V144L29 140L24 139H17L12 140L11 139V133H7L6 135H3L0 138V153L6 150H10L13 148H24ZM166 144V143H165ZM233 144V146H234ZM225 145V144H223ZM241 145V144H240ZM169 146V145H168ZM220 146V145H219ZM218 146V147H219ZM216 147V143H215ZM227 147V146H226ZM225 147V148H226ZM239 148L242 146H238ZM69 148H72L77 153V162H79V170H75L73 168V164L75 163L73 156L69 152ZM217 148V147H216ZM215 148V150H216ZM221 148V147H220ZM219 148V149H220ZM224 148V147H223ZM233 148V147H232ZM230 148V149H232ZM69 149V150H68ZM228 148H226L227 150ZM229 149V150H230ZM236 149V147H235ZM255 149V148H254ZM33 150V149H32ZM72 150V151H73ZM212 150V149H211ZM214 150V151H215ZM218 150V149H217ZM225 150V149H224ZM223 150V151H224ZM20 151V150H19ZM208 151V150H207ZM221 151V150H220ZM234 151V150H230ZM236 151V150H235ZM241 151V150H240ZM209 152H211L209 150ZM21 153V152H20ZM171 153V152H170ZM168 153L163 158L165 161H167L170 165L173 166L172 162V156H176L175 153ZM207 153V152H206ZM224 153V152H223ZM227 153V152H226ZM234 153V152H233ZM237 153V152H236ZM10 154V153H9ZM228 154V153H227ZM232 152L224 157L223 163L226 166H230L231 164V157ZM16 155V154H15ZM19 155V154H18ZM17 155V156H18ZM119 155L120 159H122L118 163V171L119 175L116 176L115 173L111 169L110 161L114 158V156ZM135 155L137 157V163L135 162ZM212 155V154H211ZM209 156V155H208ZM214 158V155H212ZM240 156V155H239ZM3 157V155H2ZM177 157V156H176ZM237 157V154H236ZM248 157V156H247ZM11 158V157H10ZM17 158V157H16ZM13 157V159H16ZM178 158V157H177ZM1 159V158H0ZM180 159V158H179ZM222 159V158H221ZM235 159V158H234ZM182 160V159H180ZM249 160V159H248ZM76 161V160H75ZM185 161V160H182ZM222 161V160H221ZM233 161V160H232ZM235 161V160H234ZM238 161L241 162L239 159ZM246 161V160H245ZM210 162V161H209ZM237 162V161H236ZM234 162V164L236 163ZM237 162V163H240ZM7 163V162H6ZM95 165H94V164ZM219 163V162H218ZM233 163V162H232ZM13 164V163H12ZM233 164V165H234ZM241 164V163H240ZM3 165V163H2ZM6 164H4L5 167ZM231 165V166H233ZM8 166V165H7ZM15 166V165H14ZM219 166V165H216ZM237 166V165H236ZM51 167V172L47 171V168ZM75 167V166H74ZM117 167V166H116ZM222 167V165H220ZM141 168H145V166L142 164ZM164 168V167H162ZM235 168V166H234ZM240 168V167H239ZM3 169V168H2ZM12 169V168H11ZM15 169V168H13ZM12 169V170H13ZM17 169V170H18ZM161 169V168H160ZM220 169V168H219ZM227 169V167H226ZM233 169V167H232ZM17 170L15 172H17ZM66 170L68 172H66ZM234 170L237 171L235 168ZM240 170V169H239ZM173 171V169H172ZM176 171V169H174ZM221 171V170H220ZM235 171V172H236ZM4 172V171H3ZM12 172V171H11ZM14 172V170H13ZM194 172V176L192 177ZM212 172V170H211ZM223 172V171H222ZM230 172V171H229ZM233 172V171H231ZM230 172V173H231ZM57 173V175H56ZM61 174V176L58 175ZM64 173V176H63ZM221 173V172H220ZM242 173V172H241ZM4 174V173H3ZM11 174V173H10ZM14 174V173H13ZM213 174V173H212ZM224 174V172H223ZM222 174V175H223ZM229 175V173H227ZM232 174V173H231ZM230 174V176H231ZM234 174V173H233ZM237 174V173H236ZM236 174L234 176H236ZM5 175V174H4ZM240 175V174H239ZM247 175V174H246ZM1 176V175H0ZM84 176L89 177V182L86 185H82L81 179ZM138 176V177H137ZM229 176V177H230ZM233 176V175H232ZM243 177H247L242 175ZM241 176V177H242ZM249 176V175H248ZM2 177V176H1ZM172 177L175 181H173V184L171 182H167L168 178ZM177 177V176H176ZM212 177V176H211ZM223 177L227 178V175H224ZM228 177V178H229ZM242 177V178H243ZM76 178L75 183H71L72 185L69 186V189H66L67 182L70 181V179ZM152 179V177H149ZM148 178V181L150 179ZM161 178V179H160ZM190 178V179H189ZM192 178V179H191ZM227 178V179H228ZM234 178V177H232ZM3 179V178H1ZM7 179V178H6ZM5 179V181H6ZM84 179V178H83ZM86 179V178H85ZM160 179V180H159ZM209 179V178H208ZM212 178H210V181ZM230 179V178H229ZM244 179V178H243ZM246 179V178H245ZM87 180V179H86ZM103 180V184L100 185V181ZM226 180V179H225ZM48 182V185L42 186L41 182ZM73 181V180H72ZM70 181V182H72ZM131 182V184L128 185L127 182ZM192 181V183H191ZM216 181V180H215ZM242 181V180H241ZM244 181V180H243ZM250 181V180H249ZM225 182V181H224ZM232 183V180L230 181ZM240 182V181H239ZM246 182V181H245ZM226 183V182H225ZM249 183V182H248ZM0 184V185H1ZM191 184V185H190ZM229 184V183H227ZM239 184V183H238ZM1 185V186H2ZM236 185V184H235ZM241 185V184H240ZM0 186V187H1ZM2 186V187H3ZM190 186V187H189ZM231 186V185H230ZM239 186V185H237ZM245 186V185H244ZM136 187V188H135ZM233 187V186H232ZM236 187V186H235ZM134 192L136 195H134V192L132 189H134ZM168 188V190H167ZM1 189V188H0ZM232 189V188H230ZM46 192L51 194V198L48 199V202H40L41 194H45ZM133 192V198L132 193ZM151 192H156L155 196L151 194ZM47 194V193H46ZM150 194V195H149ZM191 194L188 196L191 200ZM201 197V196H200ZM199 197V198H200ZM42 199V198H41ZM139 202L137 204L136 202ZM45 200V199H44ZM23 204L26 206L23 207ZM146 205L148 209L152 208L154 211L151 213H147L144 210V207L141 205ZM99 207V213L96 214V216L93 214V209H95V206ZM206 204L201 202V210L204 216L207 215ZM208 209V208H207ZM164 210H168L164 212ZM106 212H109L108 216L111 221L109 223H105L107 226H115L117 225L120 231L121 236H126L129 239V244L123 245V249L126 252L130 249L131 253L129 255L126 254V259H115V260H98L95 254V229L99 222H101L102 219H104V216ZM199 213V209H198ZM157 214L160 216L157 217ZM196 215V214H194ZM200 215V214H199ZM108 220V219H107ZM157 220V221H156ZM163 221V222H161ZM167 221L161 219L160 223L165 225ZM114 228V227H113ZM111 228V231L112 229ZM64 229V230H63ZM103 229V226L101 228ZM115 229H113L114 231ZM197 231H201V229L196 228ZM112 231V232H113ZM105 233V232H104ZM103 233V234H104ZM119 237V236H118ZM158 236H156V239L158 240ZM195 239V236H193ZM97 241V240H96ZM193 241V239H192ZM191 241V242H192ZM159 242V249L161 246V242ZM97 243V242H96ZM26 246L27 249H24L23 246ZM183 244H180L179 247L181 248ZM175 247V246H173ZM127 249V250H126ZM123 251V252H124ZM103 252V251H102ZM160 252L162 253V249H160ZM165 254H171L170 250H165ZM184 253V252H182ZM188 253V252H187ZM66 254V255H67ZM93 260V261H92ZM73 261V262H72Z\"/></svg>",
    "mask_w": 264,
    "mask_h": 264
},
{
    "label": "built area",
    "instance_id": "obj_3",
    "mask_svg": "<svg viewBox=\"0 0 264 264\" xmlns=\"http://www.w3.org/2000/svg\"><path fill=\"white\" fill-rule=\"evenodd\" d=\"M138 134L135 136V144L137 147V150H143L142 154L140 155V159L143 162L142 164L145 166V168H141L142 164H140L139 166V174H148V178L150 181H148V178L146 179L145 177H143L141 179V184H139V188L138 191L142 190L145 194V187L148 186H153L155 190H158L157 192H160V188L162 186H166L168 187V183L165 182L164 178H162L161 183L164 185H160L159 189L157 187V181L153 182L152 180H156L157 176L150 174L151 173V169L153 168V166H149L152 162V160L155 161H160L161 165L160 167L157 166L156 168V172H159L160 174H175V178H176V182L178 181H183L182 187H178L177 185H175V188L172 189V191L168 192L165 196H163L162 193H159L157 195V201H164V197H169L171 199V197L174 196H179L177 193H175L174 191L180 190V194L182 195L181 198H178V201L180 203H185L187 205H191V200L190 197H188L190 195V191L188 188V179H186V174L185 171L188 172V176L191 174V167L189 165V161H182L179 158H177L176 156H172L171 153L169 152L166 144H165V140L159 136L157 133L154 132H150V129L147 125H140V129L137 131ZM157 134L158 137H155L154 135ZM168 153H170L171 157H172V162H173V166L170 165L167 161H165L163 158L165 157V155ZM164 167V168H162ZM161 168V169H160ZM173 169V171H172ZM174 169H176V171H174ZM177 176V177H176ZM161 179V178H160ZM159 179V180H160ZM190 179V178H189ZM173 181H175L174 179H172V177L168 178L167 182H171V184H173ZM144 185V186H143ZM168 190V188H167ZM151 194L153 196H155L156 192H151ZM150 195V194H149ZM174 195V196H173ZM161 220V219H160ZM163 222V221H161ZM196 237V236H195ZM163 235L159 234V239L163 242ZM197 239V237H196ZM177 240L180 241V244H183L185 241L182 237L178 238ZM176 241V240H175ZM174 241V243H175ZM199 242V240L197 241ZM193 243V242H192ZM178 245H176L177 247H179ZM165 246V245H164Z\"/></svg>",
    "mask_w": 264,
    "mask_h": 264
}]
</instances>
